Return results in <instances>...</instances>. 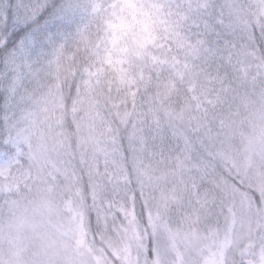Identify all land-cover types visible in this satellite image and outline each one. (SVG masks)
Instances as JSON below:
<instances>
[{
    "label": "rangeland",
    "instance_id": "1",
    "mask_svg": "<svg viewBox=\"0 0 264 264\" xmlns=\"http://www.w3.org/2000/svg\"><path fill=\"white\" fill-rule=\"evenodd\" d=\"M181 1L99 0L119 49L143 66L176 68L189 89L213 79L193 64L186 24L212 21L198 14L195 1L236 44L241 38V47L257 32L264 40V0H217L227 19L214 12L215 0ZM171 41L184 44L180 69L168 55ZM248 46L232 51L235 86L224 94L232 108L222 111L216 92L198 93L169 113L171 126L186 136L162 163L142 159L145 136L132 107L114 115L111 137L76 112L72 137L52 128L63 121L60 112L52 114L59 99L7 122L0 264H264V56Z\"/></svg>",
    "mask_w": 264,
    "mask_h": 264
},
{
    "label": "trees",
    "instance_id": "2",
    "mask_svg": "<svg viewBox=\"0 0 264 264\" xmlns=\"http://www.w3.org/2000/svg\"><path fill=\"white\" fill-rule=\"evenodd\" d=\"M215 1L214 12L227 19L224 6ZM195 2L200 7L198 14L212 21L197 27L193 22L186 24L193 31L190 37L196 54L193 64L196 63L201 75L213 79L204 87L196 85L189 89L176 68L160 62L143 66L119 49L107 27V9L99 0H0V144L7 136L6 130L3 131L7 122H13L34 104L40 107L46 101L59 99L62 106L52 114L60 112L63 121L57 125L52 121V128L67 131V137L74 134L75 112L86 114L98 132L111 137L114 115L132 107L145 136L141 142L142 159L158 163L170 159L182 146L186 134L171 126L174 119L169 113L181 110L198 93L211 98L216 92L225 103H219L222 111L232 108L224 97L225 90L232 92L235 86L232 51L239 48V43L242 51L249 44L247 49L264 56V40H260L258 32L251 40H243L241 47V38L236 44L233 37L215 26L206 5ZM166 46L168 55L180 69L178 64L186 52L183 42L180 45L171 41ZM214 84L227 87L214 88ZM106 95L109 107L102 101ZM56 133L53 131L50 136L55 138ZM208 159L211 163L216 161ZM214 168L233 181L225 167L214 165ZM233 182L248 190L239 178ZM138 206L143 208L142 203ZM93 226L91 218V231Z\"/></svg>",
    "mask_w": 264,
    "mask_h": 264
}]
</instances>
